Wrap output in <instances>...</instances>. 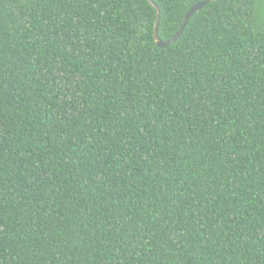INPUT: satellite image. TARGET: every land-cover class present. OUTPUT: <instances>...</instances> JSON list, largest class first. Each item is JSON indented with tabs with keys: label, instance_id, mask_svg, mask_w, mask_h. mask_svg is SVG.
Returning a JSON list of instances; mask_svg holds the SVG:
<instances>
[{
	"label": "trees",
	"instance_id": "1",
	"mask_svg": "<svg viewBox=\"0 0 264 264\" xmlns=\"http://www.w3.org/2000/svg\"><path fill=\"white\" fill-rule=\"evenodd\" d=\"M156 21L0 0V264H264V0Z\"/></svg>",
	"mask_w": 264,
	"mask_h": 264
},
{
	"label": "water",
	"instance_id": "2",
	"mask_svg": "<svg viewBox=\"0 0 264 264\" xmlns=\"http://www.w3.org/2000/svg\"><path fill=\"white\" fill-rule=\"evenodd\" d=\"M148 1L154 6V8L157 11V21H156L155 32H154L156 44L160 48H166L169 45H171L172 43H175L181 37V35L185 31L190 19L192 18V16L194 14L198 13L200 10H202L208 4L215 2V1H218V0H204V1H201V2L194 4L193 7L189 10V12L186 14L184 21H183L180 29L178 30V32L170 40H167V41H163L159 36L158 26H159V22H160V10H159L158 6L152 0H148Z\"/></svg>",
	"mask_w": 264,
	"mask_h": 264
}]
</instances>
